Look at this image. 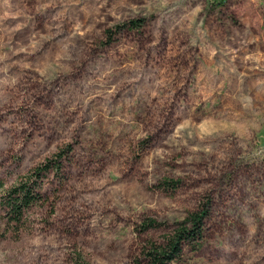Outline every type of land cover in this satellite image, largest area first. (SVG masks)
Instances as JSON below:
<instances>
[{"label": "rangeland", "instance_id": "374dc122", "mask_svg": "<svg viewBox=\"0 0 264 264\" xmlns=\"http://www.w3.org/2000/svg\"><path fill=\"white\" fill-rule=\"evenodd\" d=\"M61 151L0 264H133L206 199L189 264H264V0H0V183Z\"/></svg>", "mask_w": 264, "mask_h": 264}, {"label": "trees", "instance_id": "16d2710c", "mask_svg": "<svg viewBox=\"0 0 264 264\" xmlns=\"http://www.w3.org/2000/svg\"><path fill=\"white\" fill-rule=\"evenodd\" d=\"M141 25L137 20L131 21L124 27L137 29ZM109 37L112 32L108 31ZM66 151H61L54 155L52 159L37 166L29 174L22 177L20 181L3 190L2 205L5 213L4 226L11 227L20 234L21 229L26 223V216L32 207L43 201L40 192L42 180L45 175L54 172L61 177L63 174L64 157H68ZM171 181L165 180L163 185L169 186ZM212 202L210 199L203 200L198 208L190 212L186 218L178 222L171 233L165 237L163 242L149 241L141 251L140 257L136 258L133 264H189L194 259V255L199 252L205 243L206 229L205 223L211 214ZM161 224L155 220H147L141 227V231L159 228Z\"/></svg>", "mask_w": 264, "mask_h": 264}]
</instances>
